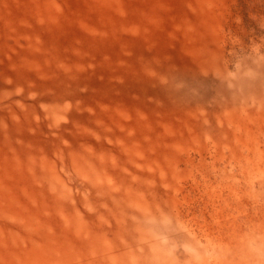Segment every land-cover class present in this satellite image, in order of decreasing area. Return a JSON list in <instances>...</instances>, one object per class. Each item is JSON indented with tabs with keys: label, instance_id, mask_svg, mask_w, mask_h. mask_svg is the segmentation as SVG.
<instances>
[{
	"label": "rangeland",
	"instance_id": "rangeland-1",
	"mask_svg": "<svg viewBox=\"0 0 264 264\" xmlns=\"http://www.w3.org/2000/svg\"><path fill=\"white\" fill-rule=\"evenodd\" d=\"M0 264H264V0H0Z\"/></svg>",
	"mask_w": 264,
	"mask_h": 264
},
{
	"label": "bare ground",
	"instance_id": "bare-ground-1",
	"mask_svg": "<svg viewBox=\"0 0 264 264\" xmlns=\"http://www.w3.org/2000/svg\"><path fill=\"white\" fill-rule=\"evenodd\" d=\"M201 80H199L198 78L196 79V83L200 82ZM201 86V82L198 83ZM212 87H210V89L208 90H202L201 95H202V99H205V95L209 94L210 96H212L213 94L215 95V97H219V100H217V102H223V103H230L233 102L235 100H237V95L238 93H234V91H230V92H224V90L222 89V86L216 84V83H211ZM206 85V84H205ZM203 85V86H205ZM199 89H202V87H200ZM221 92V93H218ZM245 97H247L249 99V94L245 93Z\"/></svg>",
	"mask_w": 264,
	"mask_h": 264
},
{
	"label": "clouds",
	"instance_id": "clouds-1",
	"mask_svg": "<svg viewBox=\"0 0 264 264\" xmlns=\"http://www.w3.org/2000/svg\"><path fill=\"white\" fill-rule=\"evenodd\" d=\"M165 243H167V240L164 241ZM175 249V246H173V250ZM185 250L186 251H192L190 248H188L187 246H185Z\"/></svg>",
	"mask_w": 264,
	"mask_h": 264
}]
</instances>
